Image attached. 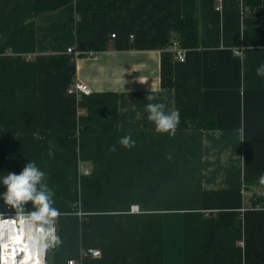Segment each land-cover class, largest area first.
Segmentation results:
<instances>
[{
    "label": "crops",
    "instance_id": "obj_1",
    "mask_svg": "<svg viewBox=\"0 0 264 264\" xmlns=\"http://www.w3.org/2000/svg\"><path fill=\"white\" fill-rule=\"evenodd\" d=\"M105 1L0 0V213L3 178L34 160L60 212L46 264H264V0ZM149 94L179 109L174 137L147 120Z\"/></svg>",
    "mask_w": 264,
    "mask_h": 264
},
{
    "label": "clouds",
    "instance_id": "obj_2",
    "mask_svg": "<svg viewBox=\"0 0 264 264\" xmlns=\"http://www.w3.org/2000/svg\"><path fill=\"white\" fill-rule=\"evenodd\" d=\"M256 75L264 77V64L256 68ZM149 101L145 105L147 120L154 124V132L158 135L167 134L170 138L174 137L180 125L179 109L166 110L168 106L163 102H152L157 100L155 94L146 96ZM119 148L131 150L136 146V141L131 133L118 139L115 144L108 146V151L114 153ZM56 145L50 144L48 155L54 156ZM47 173L42 171L36 161L27 162L19 174L8 173L2 180L6 191L2 194V199L6 205L15 210L18 218L29 225L36 223L51 225L60 215L54 207L55 193L48 187L46 182ZM259 183L264 184V173L258 177ZM31 202L32 211L25 214V206ZM33 237L38 244L41 252L49 246L60 243L59 237L55 234L54 228L49 227L47 231L43 228L36 230Z\"/></svg>",
    "mask_w": 264,
    "mask_h": 264
},
{
    "label": "built area",
    "instance_id": "obj_3",
    "mask_svg": "<svg viewBox=\"0 0 264 264\" xmlns=\"http://www.w3.org/2000/svg\"><path fill=\"white\" fill-rule=\"evenodd\" d=\"M173 49H174V52H175V58L178 59L181 62H184L185 59H186L185 58V51L186 50L181 47L179 42L173 43ZM68 53L77 55L78 51H76V49L69 48L68 49ZM68 93L71 94V95H75V96H81V95L89 96L92 93V91H91V88L87 84H85V83H83L81 81H74V82L71 83V85H70V87L68 89ZM80 170H81V173L83 175H88L90 173V170L86 168L84 163L80 164ZM133 209H135V207H133ZM10 225H13L12 229H13V234H14L15 237L18 234L17 230H19V229H23L24 230L25 229L26 231H28L30 226H31V225H29L27 223L22 222L18 218L16 212H14L10 206H8L3 213H0V252H1L0 264H3V259H2V257H3V255H2L3 254V240H4L3 232L5 230H8L10 228ZM42 227L45 229L44 226H42ZM49 227L54 228V227L48 225L47 229ZM47 229H45V231H47ZM47 250H48V247L44 249V253H43L44 264H46V262H45V253H46ZM23 254L24 253L20 251L18 253V257H21ZM99 255H100V251L99 250H94V249H88V250H86V251H84L82 253L83 257H87V256L97 257ZM69 264H80V263H77L74 260H71V261H69Z\"/></svg>",
    "mask_w": 264,
    "mask_h": 264
},
{
    "label": "bare ground",
    "instance_id": "obj_4",
    "mask_svg": "<svg viewBox=\"0 0 264 264\" xmlns=\"http://www.w3.org/2000/svg\"><path fill=\"white\" fill-rule=\"evenodd\" d=\"M10 223V222H9ZM13 225L3 232V264H44L43 253L33 237L37 234L36 230L43 228L41 224H33L29 230H17V236L13 234ZM44 229V228H43ZM24 254L18 257L19 252ZM1 255V252H0Z\"/></svg>",
    "mask_w": 264,
    "mask_h": 264
},
{
    "label": "trees",
    "instance_id": "obj_5",
    "mask_svg": "<svg viewBox=\"0 0 264 264\" xmlns=\"http://www.w3.org/2000/svg\"><path fill=\"white\" fill-rule=\"evenodd\" d=\"M247 5H250L252 9L257 7L261 0H245ZM93 9L102 10L106 6L105 0H93ZM178 41L181 47L186 49H193L199 47V21L196 17L185 19L182 22L181 28L178 32ZM162 84L164 87H171L173 85V72L172 66L169 65L168 61H163V80ZM252 200V199H251ZM252 205H264L262 197L257 196L256 199L252 200Z\"/></svg>",
    "mask_w": 264,
    "mask_h": 264
},
{
    "label": "water",
    "instance_id": "obj_6",
    "mask_svg": "<svg viewBox=\"0 0 264 264\" xmlns=\"http://www.w3.org/2000/svg\"><path fill=\"white\" fill-rule=\"evenodd\" d=\"M38 224H41L42 226H44L45 229H47V227H48V224H42V223H39V222H38ZM45 262H47V251L45 253Z\"/></svg>",
    "mask_w": 264,
    "mask_h": 264
},
{
    "label": "rangeland",
    "instance_id": "obj_7",
    "mask_svg": "<svg viewBox=\"0 0 264 264\" xmlns=\"http://www.w3.org/2000/svg\"><path fill=\"white\" fill-rule=\"evenodd\" d=\"M13 210V209H12Z\"/></svg>",
    "mask_w": 264,
    "mask_h": 264
}]
</instances>
